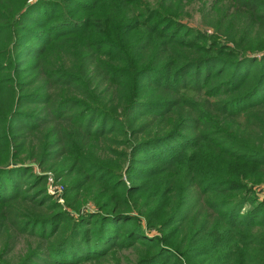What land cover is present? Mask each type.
Masks as SVG:
<instances>
[{
    "label": "trees",
    "instance_id": "trees-1",
    "mask_svg": "<svg viewBox=\"0 0 264 264\" xmlns=\"http://www.w3.org/2000/svg\"><path fill=\"white\" fill-rule=\"evenodd\" d=\"M193 1L0 0V264H264V0Z\"/></svg>",
    "mask_w": 264,
    "mask_h": 264
},
{
    "label": "rangeland",
    "instance_id": "rangeland-1",
    "mask_svg": "<svg viewBox=\"0 0 264 264\" xmlns=\"http://www.w3.org/2000/svg\"><path fill=\"white\" fill-rule=\"evenodd\" d=\"M195 4L197 6H200V0H194L190 5H188L187 7L185 6L184 8L187 10L188 12V16L184 17L183 18V21L185 23H187L188 25L190 26H194V27H197V28H202L203 25L201 24V15L199 13V11H196L195 10ZM33 171L35 173H38L39 172V169L38 168H35L33 167ZM42 174H45L46 172L43 171L41 172ZM55 183L59 184L60 182L59 181H56ZM51 193H54V192H51ZM54 195V194H53ZM54 198L59 202V203H62V200L59 198V195L56 193L54 195ZM41 241V244H44V241L43 240H37V242H40ZM25 243L24 242H20V244L18 243L15 248H14V251L12 253L13 255V258L15 256H18L23 250H24V246ZM118 262L120 264H131L135 261V254L132 250H123L121 252H119L116 256ZM116 258H107L105 260V262H107L106 264H115V262H113L112 259H116ZM83 264H96L94 262H86V263H83Z\"/></svg>",
    "mask_w": 264,
    "mask_h": 264
},
{
    "label": "built area",
    "instance_id": "built-area-1",
    "mask_svg": "<svg viewBox=\"0 0 264 264\" xmlns=\"http://www.w3.org/2000/svg\"><path fill=\"white\" fill-rule=\"evenodd\" d=\"M47 188L49 192H54V193H57L58 195L62 190L61 185L55 183V181H53L51 176L47 177Z\"/></svg>",
    "mask_w": 264,
    "mask_h": 264
}]
</instances>
